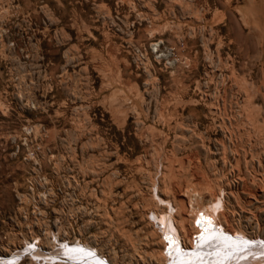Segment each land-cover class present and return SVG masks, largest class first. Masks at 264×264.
<instances>
[{"label":"rangeland","instance_id":"obj_1","mask_svg":"<svg viewBox=\"0 0 264 264\" xmlns=\"http://www.w3.org/2000/svg\"><path fill=\"white\" fill-rule=\"evenodd\" d=\"M243 1L0 0V264H71L69 245L161 264L159 199L178 221L222 203L264 244V36Z\"/></svg>","mask_w":264,"mask_h":264},{"label":"bare ground","instance_id":"obj_2","mask_svg":"<svg viewBox=\"0 0 264 264\" xmlns=\"http://www.w3.org/2000/svg\"><path fill=\"white\" fill-rule=\"evenodd\" d=\"M159 202L170 210L168 214L163 215L165 217L164 220L161 219L163 221L159 219L155 210L151 213L157 224L156 234L161 247L158 259L161 264H264V244L246 240L247 236L242 232L233 230L222 203L212 201L211 207H205L209 213L203 211L197 215L195 212L193 217H184L186 212L178 221L175 215L177 211L172 204L162 199H159ZM161 216L162 213L160 218ZM178 238L185 243L181 244V247ZM182 247L185 249H181ZM69 248L71 250L64 254V248H60V252L54 251L53 254L61 258L66 256L72 258L69 261L74 264H103L97 259L98 255L91 254L84 248L73 245H69ZM35 255L39 257V254Z\"/></svg>","mask_w":264,"mask_h":264},{"label":"crops","instance_id":"obj_3","mask_svg":"<svg viewBox=\"0 0 264 264\" xmlns=\"http://www.w3.org/2000/svg\"><path fill=\"white\" fill-rule=\"evenodd\" d=\"M237 10L240 29L245 32H259L260 37H263L264 0H244Z\"/></svg>","mask_w":264,"mask_h":264},{"label":"snow or ice","instance_id":"obj_4","mask_svg":"<svg viewBox=\"0 0 264 264\" xmlns=\"http://www.w3.org/2000/svg\"><path fill=\"white\" fill-rule=\"evenodd\" d=\"M198 223H200V221H198ZM166 239H170V238L166 237Z\"/></svg>","mask_w":264,"mask_h":264}]
</instances>
